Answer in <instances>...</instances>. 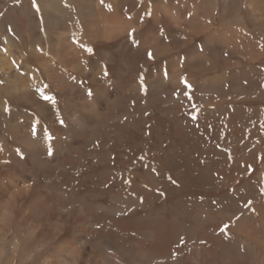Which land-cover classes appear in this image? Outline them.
<instances>
[{
  "label": "rangeland",
  "instance_id": "obj_1",
  "mask_svg": "<svg viewBox=\"0 0 264 264\" xmlns=\"http://www.w3.org/2000/svg\"><path fill=\"white\" fill-rule=\"evenodd\" d=\"M67 1L0 0V264H264V0Z\"/></svg>",
  "mask_w": 264,
  "mask_h": 264
},
{
  "label": "snow or ice",
  "instance_id": "obj_2",
  "mask_svg": "<svg viewBox=\"0 0 264 264\" xmlns=\"http://www.w3.org/2000/svg\"><path fill=\"white\" fill-rule=\"evenodd\" d=\"M33 6H34V7H37L35 0H33ZM38 10H39V8L37 7V11H38ZM87 51L91 53V52H92V49L89 48V49H87ZM148 57H149V59H152V58H153L151 52L148 53ZM185 83H186V82H185ZM186 86H187V85H186ZM89 94L91 95V93H89ZM43 99H44L45 101H52V100H53V98H52V97H49V96H43ZM226 230H227V226H225V228L222 229V231H226Z\"/></svg>",
  "mask_w": 264,
  "mask_h": 264
},
{
  "label": "bare ground",
  "instance_id": "obj_3",
  "mask_svg": "<svg viewBox=\"0 0 264 264\" xmlns=\"http://www.w3.org/2000/svg\"><path fill=\"white\" fill-rule=\"evenodd\" d=\"M66 3H68L69 5H71V2H69V1H67V0H66ZM115 4H116V3H115ZM46 5L49 6L50 3L46 2ZM115 8H116V6H115ZM88 28H89V27H88ZM89 31H90V30H89ZM91 36H93V32H92V30H91ZM77 61H78V60H77ZM5 65H6L7 67H10V66H9V63H6Z\"/></svg>",
  "mask_w": 264,
  "mask_h": 264
}]
</instances>
